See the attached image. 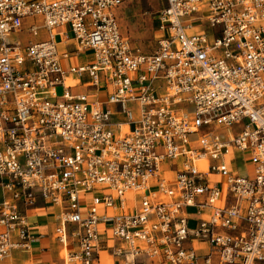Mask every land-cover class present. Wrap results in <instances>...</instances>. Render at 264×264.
Returning <instances> with one entry per match:
<instances>
[{
	"label": "built area",
	"instance_id": "obj_1",
	"mask_svg": "<svg viewBox=\"0 0 264 264\" xmlns=\"http://www.w3.org/2000/svg\"><path fill=\"white\" fill-rule=\"evenodd\" d=\"M126 1L0 0V263L30 249L41 198L65 264H101L103 232L120 264H264V0H165L149 53ZM37 17L46 38H13ZM83 74L104 101L71 92Z\"/></svg>",
	"mask_w": 264,
	"mask_h": 264
},
{
	"label": "crops",
	"instance_id": "obj_2",
	"mask_svg": "<svg viewBox=\"0 0 264 264\" xmlns=\"http://www.w3.org/2000/svg\"><path fill=\"white\" fill-rule=\"evenodd\" d=\"M202 26H197V29ZM43 36L42 38H46ZM61 37L59 41H61ZM61 49L64 48V44L60 45ZM68 49H72L71 45L67 46ZM90 59L88 56H72L67 59V65L69 64H83L88 62ZM84 61V62H83ZM76 81L75 86L71 88L73 94L89 93L93 98L104 101L107 97V90L97 89L95 86L90 84V77L87 74L79 76H73ZM239 129L233 130V133H237ZM232 166L240 174H249L251 172V163L247 159V155H243V159L236 162H232ZM11 195L9 192L4 191L0 186V201L4 199H10ZM54 206L45 204V202L38 198L34 207L27 211L29 219V229L35 234L36 239L32 242L29 250H14L12 256L2 261L0 264H28V263H40V264H65L62 254L63 245L58 241L55 235V217ZM2 228L0 227V230ZM102 248L101 255H105V264H120L115 262V259L110 254V247L113 244H119L120 242L108 234L102 236Z\"/></svg>",
	"mask_w": 264,
	"mask_h": 264
},
{
	"label": "rangeland",
	"instance_id": "obj_3",
	"mask_svg": "<svg viewBox=\"0 0 264 264\" xmlns=\"http://www.w3.org/2000/svg\"><path fill=\"white\" fill-rule=\"evenodd\" d=\"M166 4L165 0H127L124 4H122L118 10V18L120 23L121 31L124 35L128 36L131 44L134 48H139L144 52H152L156 48V38H155V30L158 26L156 16L157 12L164 7ZM36 19V20H35ZM33 21V22H32ZM32 22H36L37 24H42V17L37 18H27L24 20V30L18 34L13 36L14 39L21 40L24 44L29 41H35L37 38L42 39L43 36H47L48 32L45 29L41 30L40 36L35 38L31 32L28 30V24ZM200 23H205L203 21H196L194 25H198ZM195 30V29H194ZM60 39V36L57 37ZM84 62V61H83ZM63 65L67 66V59H64ZM58 93H62V88H58ZM183 106V105H182ZM128 109L132 110L135 116L139 115L140 108L139 103L136 101H130L128 103ZM190 112L193 111L192 108L189 109ZM117 119H125L124 116H116ZM246 121V120H245ZM242 123L234 125L232 128H220L218 130L219 133L223 135H228L229 129L235 130L242 127ZM198 133H193L189 135L190 141L195 145L199 146L198 142ZM221 179V178H220ZM223 180V179H222ZM221 180V181H222ZM221 181H219L221 183ZM195 208H189V211L193 212ZM103 210H99V213H102ZM111 214V212H109ZM191 225H195V221L191 222ZM105 232L101 233L103 236ZM62 256L63 254L61 252ZM106 259L105 255H101V264H105Z\"/></svg>",
	"mask_w": 264,
	"mask_h": 264
},
{
	"label": "bare ground",
	"instance_id": "obj_4",
	"mask_svg": "<svg viewBox=\"0 0 264 264\" xmlns=\"http://www.w3.org/2000/svg\"><path fill=\"white\" fill-rule=\"evenodd\" d=\"M66 252H67V250L64 249V250H63V254H66Z\"/></svg>",
	"mask_w": 264,
	"mask_h": 264
}]
</instances>
